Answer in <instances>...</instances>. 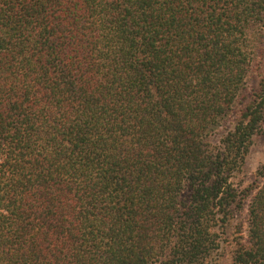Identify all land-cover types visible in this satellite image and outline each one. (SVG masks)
Masks as SVG:
<instances>
[{"label":"trees","instance_id":"16d2710c","mask_svg":"<svg viewBox=\"0 0 264 264\" xmlns=\"http://www.w3.org/2000/svg\"><path fill=\"white\" fill-rule=\"evenodd\" d=\"M263 50L264 0H0V264H264Z\"/></svg>","mask_w":264,"mask_h":264},{"label":"rangeland","instance_id":"374dc122","mask_svg":"<svg viewBox=\"0 0 264 264\" xmlns=\"http://www.w3.org/2000/svg\"><path fill=\"white\" fill-rule=\"evenodd\" d=\"M264 50L262 51V53L259 55V58L256 60V62H254L253 64V70L250 74V77L248 79V89H252L255 87L256 85V81L259 78V75L262 73L263 71V64H264ZM231 119L226 120L224 122V124L222 125V128H219V130L216 132V136H219L220 134H222L227 127H230L231 125ZM264 164V128L262 133H260L259 135H257L255 137L254 143L251 147L247 162H246V166L243 170V172L241 174L238 175V177L236 178V181L238 182V184L240 183V186L242 188L247 187L248 185H250V183L254 182L255 179V173L257 171V169ZM247 211L244 210L243 212H241L240 214V221H242L245 226L247 225Z\"/></svg>","mask_w":264,"mask_h":264}]
</instances>
